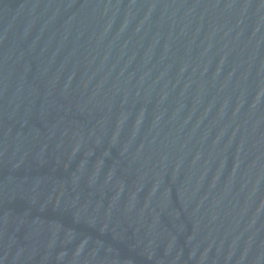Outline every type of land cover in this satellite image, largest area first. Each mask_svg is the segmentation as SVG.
Wrapping results in <instances>:
<instances>
[{
	"label": "water",
	"instance_id": "95a60500",
	"mask_svg": "<svg viewBox=\"0 0 264 264\" xmlns=\"http://www.w3.org/2000/svg\"><path fill=\"white\" fill-rule=\"evenodd\" d=\"M0 264H264V0H5Z\"/></svg>",
	"mask_w": 264,
	"mask_h": 264
}]
</instances>
